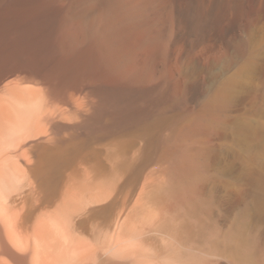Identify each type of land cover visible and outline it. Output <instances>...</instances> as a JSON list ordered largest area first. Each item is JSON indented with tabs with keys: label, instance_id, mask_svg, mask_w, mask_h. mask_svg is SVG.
Returning a JSON list of instances; mask_svg holds the SVG:
<instances>
[{
	"label": "bare ground",
	"instance_id": "6f19581e",
	"mask_svg": "<svg viewBox=\"0 0 264 264\" xmlns=\"http://www.w3.org/2000/svg\"><path fill=\"white\" fill-rule=\"evenodd\" d=\"M0 264H264V0H0Z\"/></svg>",
	"mask_w": 264,
	"mask_h": 264
}]
</instances>
